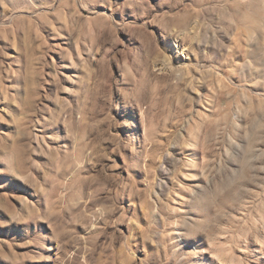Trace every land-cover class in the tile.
Wrapping results in <instances>:
<instances>
[{
	"label": "rangeland",
	"instance_id": "obj_1",
	"mask_svg": "<svg viewBox=\"0 0 264 264\" xmlns=\"http://www.w3.org/2000/svg\"><path fill=\"white\" fill-rule=\"evenodd\" d=\"M0 264H264V0H0Z\"/></svg>",
	"mask_w": 264,
	"mask_h": 264
}]
</instances>
